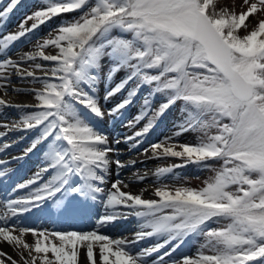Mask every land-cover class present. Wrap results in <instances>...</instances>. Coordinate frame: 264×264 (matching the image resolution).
<instances>
[{
    "label": "snow or ice",
    "instance_id": "6c2138e0",
    "mask_svg": "<svg viewBox=\"0 0 264 264\" xmlns=\"http://www.w3.org/2000/svg\"><path fill=\"white\" fill-rule=\"evenodd\" d=\"M20 3L0 8V29ZM236 7L230 0H44L16 31L0 35V116L17 112L0 122V184L12 180V161L43 154L12 188L26 194L0 200V264H264V0ZM77 11L31 51L8 54L53 18ZM145 91L126 123L131 134L110 138L100 125ZM21 95L31 102L12 99ZM174 108L172 136L140 154L180 162L154 171L157 184L145 198L120 179L136 164L121 160L120 145L141 149ZM184 135L194 142L173 143ZM29 138L21 156L4 158ZM189 165L213 174L198 188L161 182ZM97 204L103 213L91 230L22 222L35 211L72 220ZM129 218L138 225L131 236L108 234ZM200 237L195 255H175Z\"/></svg>",
    "mask_w": 264,
    "mask_h": 264
},
{
    "label": "bare ground",
    "instance_id": "6f19581e",
    "mask_svg": "<svg viewBox=\"0 0 264 264\" xmlns=\"http://www.w3.org/2000/svg\"><path fill=\"white\" fill-rule=\"evenodd\" d=\"M36 0H29L28 3H32ZM14 18V21H11L8 26H11L12 31H16L17 30V26L20 23L21 20H23L21 17H17L16 16H12ZM4 34V33H3ZM31 35V34H30ZM31 38V36H29ZM32 39L28 42V44L26 42H24V40L18 42V47L15 48V46L12 47V49L9 51V55L12 56L13 58L17 57L18 55H20L21 53L25 52V51H31L33 48V44L38 40V39H44V37H37L34 35H32ZM23 39V38H22ZM16 44V45H17ZM18 49V50H17ZM21 51V52H19ZM12 99L14 101L17 100H23L26 102H31V97H27L24 95L18 96V97H12ZM140 103V101H139ZM5 112V111H4ZM3 112V113H4ZM7 112H5V114H3L2 116H0V122L1 120H3V118L5 117V115H7ZM170 114V116L168 117V121L167 123L163 124L160 123L158 124L151 132L150 134L146 137V139L144 140L143 145L141 146V149L139 150H129L128 146L125 145V147H123V149H121V151L123 152V158L122 160L125 162H130L135 160L136 164L135 166H129L125 169H122L120 172V179L129 182L130 184V190L133 191L134 193H144L145 198H151L152 197V190H153V186L157 184V178L153 175L154 171L158 168V167H162V166H166L168 164H172V163H179L180 161H174V158H171L172 161L174 162H168L166 165L162 164L160 162V159H148L145 156L141 155L140 153L142 152L143 148H146L147 146H145V142L150 140L153 136V134L156 137H161V140H163L165 137H169L171 135H169L171 132L174 131V124L177 123L178 118H179V112L178 109H172L171 111L167 112ZM167 116V114L165 115ZM126 127V125H125ZM127 128V127H126ZM129 129V128H127ZM131 134V130L129 129V131H127V133L125 135H130ZM124 135V136H125ZM184 139L187 138H194L193 135H184ZM122 148V147H120ZM20 152V151H17ZM17 152H13V153H9L8 155L13 156V154L17 153ZM13 163V162H12ZM11 163V164H12ZM191 167V165L187 166L186 168ZM185 168V167H184ZM139 172L141 175H145L146 174V178L144 181H136L133 179V174ZM170 175L166 176L169 177ZM115 176H110V180L113 179ZM28 178H26L25 180H23L22 182L26 181ZM163 179V177L161 178V180ZM22 182H18V183H22ZM16 184H12L10 189L5 193L6 194V198L4 200L10 199V198H16L15 196H19L22 193H26V190H20L18 192L13 193L12 192V188L15 187ZM1 200V199H0ZM98 207L100 208V213H103V207L99 204H97ZM23 224H29V225H33L32 227H36V228H47V229H67L69 227L66 226V222H44V220L42 222H35V223H29V222H25L22 221ZM95 224V223H94ZM93 224V225H94ZM121 224H125L124 226H127L129 231L124 232V236H131L133 234V232L135 230H137L138 225L135 221L134 218H129V220L127 221H122ZM88 227L92 228V224L89 222ZM72 227V226H71ZM121 227L123 226H116L111 228L110 230H108V234H110L111 231L116 230V229H121ZM75 229H78L79 226L77 227H72ZM26 239L31 242L32 238L31 236H27ZM143 246H147V243H145ZM191 250V249H190ZM3 251L8 252L9 254L13 255L15 258V253H13L12 249L8 246H3ZM191 252H195L194 250H191ZM168 264V263H166Z\"/></svg>",
    "mask_w": 264,
    "mask_h": 264
},
{
    "label": "rangeland",
    "instance_id": "374dc122",
    "mask_svg": "<svg viewBox=\"0 0 264 264\" xmlns=\"http://www.w3.org/2000/svg\"><path fill=\"white\" fill-rule=\"evenodd\" d=\"M29 0H24L22 3H20V5L15 9V14L17 15L16 18L18 17V15L20 14L22 19H24L27 15L31 14L32 12H34L35 10H37L38 8L41 7V5L43 4L44 0H36L32 3H28ZM8 2V0H0V8H3L5 6V4ZM230 2H234L236 4V10L239 11V5L242 2V0H230ZM82 13L77 11L75 13H68V14H63L61 17L59 18H53V20L51 22H48L44 25H42L40 28H38L34 33H32L31 35H28L27 37L23 38L22 40H24V42H26L28 44V42L33 38L32 35L35 36H39V37H44L47 38L48 34L50 32H52V30L54 28H56L59 24L61 23H66L68 20L73 19L75 17H78L79 15H81ZM13 20V17L11 18V21ZM31 23V22H29ZM8 32H14L11 29V26L8 27H4L2 29H0V35H2L3 33H8ZM31 36V38L29 37ZM30 39V40H29ZM21 40V41H22ZM18 47V44L15 45V48ZM18 50V49H17ZM21 52V51H19ZM147 91L141 93V95L139 97L136 98L135 103L133 105L130 106V108L127 109V112L133 114V116L131 118H129V115H127L128 117H124L121 121H119L116 124H112V128L107 132V134L109 135L110 138H118V137H122L124 136L127 131H129V129H127L125 127L127 121L132 120L133 117H135L136 115L139 114L140 112V108L142 105V100L143 97L145 95H147ZM122 99V96H116L115 98H113L107 105H105L106 108L108 107H113L115 106L120 100ZM139 101L141 103H139ZM159 101L158 100H154L153 103L157 104ZM175 109V108H174ZM8 111L7 113V121L12 120V119H16L17 118V112L16 110H11ZM126 110L123 114V116L125 115V113H127ZM167 116L163 115L162 117H160V119L157 121V123L162 122L163 124L167 123L168 121V117L170 116L169 113H166ZM126 116V115H125ZM103 126H101L100 128H102ZM156 127V125H155ZM154 127V128H155ZM103 129V128H102ZM173 132H171L169 135L172 136ZM126 136V135H125ZM185 136H181V137H176L173 140V143L179 142V143H193L195 138H187L184 139ZM11 138H15V137H10ZM161 137H156L154 134L152 136V138L148 141L145 142V146H149L151 143H155L157 141H160ZM120 149H123V147H125L124 144L120 145ZM121 160L123 158V155L120 156ZM174 161H177L176 158H174ZM172 161L171 158L168 159H160V162L164 165H166L168 162H174ZM179 161V160H178ZM216 167H218L219 165H215ZM176 176H169V177H163V179L161 180V182L164 183H177V182H185L187 183L189 186L191 187H201L203 184V181L205 179H207L210 175H212L213 173L207 169H201L198 168L196 165H191V167L188 168H179L176 169ZM128 230V229H127ZM126 231V230H125ZM124 232V231H123ZM121 233L118 234L117 237H119ZM203 238H194L192 240H190L191 245L189 246V251H185L182 252L181 254L177 255H189V256H193L197 253L198 249L200 248L201 244L203 243ZM194 250L195 252H191V250ZM168 263V260L166 261Z\"/></svg>",
    "mask_w": 264,
    "mask_h": 264
}]
</instances>
